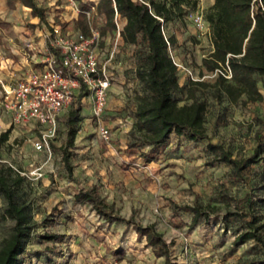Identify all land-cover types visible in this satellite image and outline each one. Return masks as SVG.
I'll return each mask as SVG.
<instances>
[{"label":"rangeland","instance_id":"obj_1","mask_svg":"<svg viewBox=\"0 0 264 264\" xmlns=\"http://www.w3.org/2000/svg\"><path fill=\"white\" fill-rule=\"evenodd\" d=\"M36 1L46 12L37 23L24 21L28 24L27 33H33L36 24L38 30L50 28L51 33L55 25L62 31L79 30L71 13V0ZM72 1L79 8L80 3L96 0ZM212 2L195 0L194 7L180 20L173 19L162 27L166 36H174L167 50L176 63L180 88L172 96L177 104L190 101L188 85L192 80H200L201 83L191 88L198 99L206 102L203 126L207 138L190 139L184 134L171 133L150 161L139 155L147 146H129L139 137L134 124L137 97L147 91L144 82L136 76L146 47L140 40L122 41L116 30L99 37L101 62L110 51L113 56L106 65L112 79L98 118L92 116L88 90L84 87L79 90L84 94L74 120L73 142L68 147L69 167L65 166L60 149L66 126L57 119L55 136L47 146L35 148L32 143L35 128L27 129V124L12 122L11 114L2 105L0 92V132L9 128L7 138L0 141V173L10 167L26 178L18 193L27 203L29 233L17 264H162L163 257L155 256L143 238L136 240L130 224L106 221L89 203L73 202L78 188L92 184L113 212L132 216L142 224L151 223L167 240H172L171 253L176 264H264V249L259 242L252 238L234 241L239 232L247 229L246 218L234 213L236 200L245 193L258 214V221L264 222V153L245 165L241 179L231 176V164L213 161L214 153L206 147L210 141L235 157L251 154L256 145L255 132L264 122V88L260 76L255 74L261 99L248 100L242 95L231 102L224 96L213 95V73L201 65V57L212 47L211 28L206 20ZM196 14L202 15L198 25L193 21ZM25 16L28 11L24 7L16 6L12 10L5 0H0L1 55L11 52L14 57L12 48L23 40L7 38L13 27L4 19L18 21ZM96 20L100 24L101 16ZM71 106L72 102L60 115H65ZM97 123L108 127L107 139L98 136ZM260 140L264 146V135ZM37 166L42 171L40 176L26 175ZM183 204L200 205L210 214L191 223V213L176 207ZM4 206L0 192V246L11 234L13 224L12 219L3 215ZM260 231L264 236V226Z\"/></svg>","mask_w":264,"mask_h":264},{"label":"trees","instance_id":"obj_2","mask_svg":"<svg viewBox=\"0 0 264 264\" xmlns=\"http://www.w3.org/2000/svg\"><path fill=\"white\" fill-rule=\"evenodd\" d=\"M6 1L11 3V0ZM18 1L29 7L32 15L44 18L46 8L36 0ZM194 5L195 0H96L90 4L80 3L78 8L76 19L80 31L87 32L89 26H92L97 28L99 36L113 32L116 29L114 17L117 13L124 18L119 29L121 40L127 43L140 40L146 47L141 63L136 68V76L147 88L146 92L137 97L134 110V124L139 137L129 143L133 148L147 146L146 151L139 152L146 161L154 158L171 133L184 134L190 139L207 138L203 126L206 102L198 99L191 88V85L201 83L200 80H192L188 85L190 101L177 104L172 96L180 88L176 63L167 50V44L174 42V36H166L162 28L168 21L180 20ZM210 7L206 20L211 28L212 47L201 57V65L213 73V95L217 98L224 96L231 102H236L242 95L248 100L261 99L255 74L260 76L264 88V0H213ZM98 16H101L102 22L97 25ZM226 64L230 69L229 78L218 71L223 70ZM83 94L79 91L68 112L58 117L66 126L65 141L60 148L66 167H69L68 147L73 142L76 131L74 120L81 109ZM8 132L9 128L0 132V141L7 138ZM261 135H264V122L255 132L256 145L248 156L235 157L220 144L210 141L206 147L214 153L213 161L231 164V176L242 179L241 171L245 165L255 161L259 153H264ZM5 169V173H0V192L5 199L3 215L12 219L13 224L11 234L0 246V264H17L29 233L27 203L18 193L26 178L18 170L10 167ZM247 196L245 193L235 202L234 213L246 218L247 229L239 232L234 241L242 242L252 238L264 249V236L260 231L264 222L258 221V214L254 213ZM73 202L89 203L95 213L106 221L130 224L136 233V240L143 238L145 246H149L155 256L163 257L162 264H176L171 253L172 240H167L151 223L142 224L132 216L124 217L113 212L93 184L78 188L73 194ZM176 207H183L191 213V223H195L200 216L206 219L210 214L209 210L197 204Z\"/></svg>","mask_w":264,"mask_h":264},{"label":"built area","instance_id":"obj_3","mask_svg":"<svg viewBox=\"0 0 264 264\" xmlns=\"http://www.w3.org/2000/svg\"><path fill=\"white\" fill-rule=\"evenodd\" d=\"M70 7L78 12L71 0ZM88 14V11H85ZM116 32L121 24L119 15L115 14ZM195 24H200L202 15L193 17ZM99 33L97 28L89 26L87 32L65 30L56 27L47 36L48 50L44 53L38 66L24 67L22 74L12 81L0 79V92L3 107L11 114L14 124L31 122L36 128L32 143L35 148L47 146L57 131V119L61 112L74 100L75 93L84 87L92 99V116L97 117L105 106L106 89L112 79V73L106 67L113 56L110 51L106 60L98 57ZM218 71L230 77L226 64ZM98 136L107 139L109 129L103 123H97ZM19 171V170H18ZM42 174L40 167L28 171L27 176L38 177Z\"/></svg>","mask_w":264,"mask_h":264},{"label":"crops","instance_id":"obj_4","mask_svg":"<svg viewBox=\"0 0 264 264\" xmlns=\"http://www.w3.org/2000/svg\"><path fill=\"white\" fill-rule=\"evenodd\" d=\"M5 2L12 10L16 9V6H22L28 11V16H25L24 20L21 19L18 21H14L12 18L4 19V21H8L10 23L9 27H13L12 30H10V34H9L10 36L7 38H15V37L20 38L21 37L23 39L19 41L16 47L12 48V51L15 54L14 57L11 52H7L1 55L2 50H0V79L5 80V81H12L22 74V72L24 71L23 69L24 67H27L29 65L38 66L40 64V60L42 56L48 50L49 46H48V42L46 39H47L48 34L51 32H49L50 28L38 30V24H36L34 28L30 27L31 29L33 28L34 32L27 33L28 24L24 23V21L34 24L38 22L39 17L36 15H32L30 12V8L21 4L18 0H11L10 4L7 3L6 0ZM45 12H46V9H45ZM71 13L76 22L77 13L73 11ZM51 21L54 22L53 19H51ZM119 22L122 26L124 23V18L119 16ZM47 24L50 25V27L52 26L50 21H47ZM56 27H59V26L57 25L53 26L52 30ZM74 29L75 28H72L69 30L73 31ZM11 45L12 44H9L8 46H11ZM26 126H27L26 127L27 129L35 128L31 122L27 123ZM33 132L36 133V128H35V131L33 129Z\"/></svg>","mask_w":264,"mask_h":264}]
</instances>
